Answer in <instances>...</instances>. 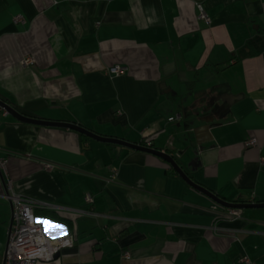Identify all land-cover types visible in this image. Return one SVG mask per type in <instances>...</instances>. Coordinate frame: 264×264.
<instances>
[{
    "label": "crops",
    "instance_id": "0c3cea01",
    "mask_svg": "<svg viewBox=\"0 0 264 264\" xmlns=\"http://www.w3.org/2000/svg\"><path fill=\"white\" fill-rule=\"evenodd\" d=\"M27 56L34 62L22 65ZM113 64L127 69L109 74ZM0 98L28 115L150 140L221 198L264 202V0H0ZM83 135L0 114V264L7 179L41 203L48 236H75L38 264H264V207L217 219L215 201L164 158ZM252 135L258 146L245 147Z\"/></svg>",
    "mask_w": 264,
    "mask_h": 264
},
{
    "label": "built area",
    "instance_id": "2783aa9c",
    "mask_svg": "<svg viewBox=\"0 0 264 264\" xmlns=\"http://www.w3.org/2000/svg\"><path fill=\"white\" fill-rule=\"evenodd\" d=\"M197 8L199 10L198 18L210 23V16L203 3H197ZM14 21H23V18L17 16ZM33 62L34 58L31 56L21 59L22 65H29ZM126 69V66L122 64H113L107 68V72L112 75H120ZM0 114L6 115L8 112L0 107ZM179 119H181L180 113L169 117V121ZM139 144L153 148L150 140L141 141ZM244 146L257 147V138L254 135L249 136L244 142ZM6 162L5 158L0 157V169L6 167ZM44 166L47 169L54 167L51 163H45ZM2 195L10 201L12 209L11 223L8 229L7 245L2 264H38L44 261H51L63 249L75 245L74 235L50 237L46 234L42 223H37L40 219L35 213V208L41 203L31 197L17 193L14 189L12 179L5 181ZM85 200L88 204L93 203L92 195L87 193ZM211 210L216 214L217 219L240 218L242 216V209L224 207L216 202L211 205ZM80 212L83 213L85 211L81 210ZM129 256L130 253L128 251L123 253V258H128ZM244 261L249 262L248 258H245Z\"/></svg>",
    "mask_w": 264,
    "mask_h": 264
},
{
    "label": "water",
    "instance_id": "95a60500",
    "mask_svg": "<svg viewBox=\"0 0 264 264\" xmlns=\"http://www.w3.org/2000/svg\"><path fill=\"white\" fill-rule=\"evenodd\" d=\"M222 103H231V100L224 95H222L220 98ZM211 104V111L213 114H218V112L221 110L220 103L216 100H212L210 102ZM0 107L7 110V112L15 117L17 120L21 122L31 123V124H37L42 126H55V127H63V128H69L78 131L81 134L86 135L89 138H93L99 141H103L106 143H112L114 145H121L125 147H129L131 149L141 150L145 152H149L155 155H158L162 158H164L171 166L172 168L183 177L190 185L195 187L196 189L202 191L209 197H211L216 203L220 204L224 207L229 208H239V209H245V208H263L264 202H244V201H228L226 199L221 198L217 194H215L213 191L207 189L205 186L201 185L200 183L196 182L186 171L183 169V167L179 164V162L174 158L172 154H170L167 150H161L157 149L155 147H145L143 145H140L139 143H135L132 141H129L124 138L120 137H112V136H105L101 135L83 125L77 122L73 121H56V120H49V119H43L40 117H36L33 115H28L20 110H18L15 106L8 103L4 99L0 98ZM223 115H220V118H222ZM213 118V115H211V119ZM191 132H196L197 128L200 126L196 125V121H191ZM0 175H2V172L0 171ZM59 254H57L55 257H57Z\"/></svg>",
    "mask_w": 264,
    "mask_h": 264
},
{
    "label": "snow or ice",
    "instance_id": "6c2138e0",
    "mask_svg": "<svg viewBox=\"0 0 264 264\" xmlns=\"http://www.w3.org/2000/svg\"><path fill=\"white\" fill-rule=\"evenodd\" d=\"M37 223H44V221H42V220H38Z\"/></svg>",
    "mask_w": 264,
    "mask_h": 264
},
{
    "label": "trees",
    "instance_id": "16d2710c",
    "mask_svg": "<svg viewBox=\"0 0 264 264\" xmlns=\"http://www.w3.org/2000/svg\"><path fill=\"white\" fill-rule=\"evenodd\" d=\"M83 136H84V135H83ZM85 138H87V139H88V137H86V136H85Z\"/></svg>",
    "mask_w": 264,
    "mask_h": 264
}]
</instances>
